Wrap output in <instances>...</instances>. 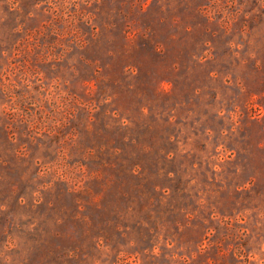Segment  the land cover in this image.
I'll use <instances>...</instances> for the list:
<instances>
[{
	"label": "rangeland",
	"instance_id": "374dc122",
	"mask_svg": "<svg viewBox=\"0 0 264 264\" xmlns=\"http://www.w3.org/2000/svg\"><path fill=\"white\" fill-rule=\"evenodd\" d=\"M0 264H264V0H0Z\"/></svg>",
	"mask_w": 264,
	"mask_h": 264
}]
</instances>
